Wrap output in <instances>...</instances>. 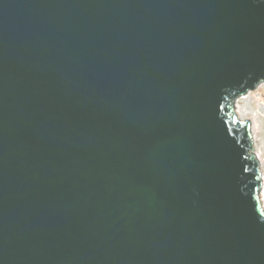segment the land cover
Listing matches in <instances>:
<instances>
[{
	"label": "water",
	"instance_id": "95a60500",
	"mask_svg": "<svg viewBox=\"0 0 264 264\" xmlns=\"http://www.w3.org/2000/svg\"><path fill=\"white\" fill-rule=\"evenodd\" d=\"M264 0H0V264H264Z\"/></svg>",
	"mask_w": 264,
	"mask_h": 264
},
{
	"label": "bare ground",
	"instance_id": "6f19581e",
	"mask_svg": "<svg viewBox=\"0 0 264 264\" xmlns=\"http://www.w3.org/2000/svg\"><path fill=\"white\" fill-rule=\"evenodd\" d=\"M248 94L247 96H245ZM236 100L239 115L252 122L255 151L261 162L262 186L260 199L264 207V82Z\"/></svg>",
	"mask_w": 264,
	"mask_h": 264
},
{
	"label": "rangeland",
	"instance_id": "374dc122",
	"mask_svg": "<svg viewBox=\"0 0 264 264\" xmlns=\"http://www.w3.org/2000/svg\"><path fill=\"white\" fill-rule=\"evenodd\" d=\"M248 94H246L245 96H247Z\"/></svg>",
	"mask_w": 264,
	"mask_h": 264
}]
</instances>
